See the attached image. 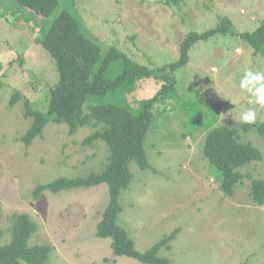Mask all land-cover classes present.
Returning a JSON list of instances; mask_svg holds the SVG:
<instances>
[{
  "label": "rangeland",
  "instance_id": "obj_1",
  "mask_svg": "<svg viewBox=\"0 0 264 264\" xmlns=\"http://www.w3.org/2000/svg\"><path fill=\"white\" fill-rule=\"evenodd\" d=\"M60 3L53 17L61 8L70 9L105 49L117 46L152 68L178 61L190 32L215 28L225 18L232 21L231 32L194 44L190 62L174 72L176 95L157 104L144 143L150 168L130 164L134 176L120 195L118 223L142 252L179 229L171 246L159 251L176 264H264V205L251 195L252 177L264 179V136L256 129L241 132L263 159L241 169L251 177L246 176L232 196L224 194L221 173L204 154L206 134L217 117V125L240 127L244 123L239 112L251 107L255 123H264V107L249 104L239 88L246 67L264 70V56L242 36L264 21V0ZM22 6L18 0H0V243H10L16 216L26 213L37 225L30 245L52 248L47 264H148L115 254L112 240L97 236L110 202L109 184L45 190L35 196L38 186L60 177L101 173L111 149L102 139L83 143L101 129L95 125L71 135L66 123L50 122L30 145L23 141L33 124L25 115L26 99L47 111L60 73L53 56L36 40L48 24ZM161 84L146 79L129 100L135 104L151 98ZM17 92L20 96L12 105Z\"/></svg>",
  "mask_w": 264,
  "mask_h": 264
},
{
  "label": "trees",
  "instance_id": "obj_2",
  "mask_svg": "<svg viewBox=\"0 0 264 264\" xmlns=\"http://www.w3.org/2000/svg\"><path fill=\"white\" fill-rule=\"evenodd\" d=\"M18 1L23 5L21 9L48 24L42 28L43 33L36 40L53 56L60 73L59 82L51 89L47 111L36 109L33 102L26 99L25 115L33 118V124L23 136V141L30 145L43 134L50 122L66 123L71 135L82 126L95 125L101 129L85 138L83 143L92 144L102 139L111 149L109 160L101 173L93 172L76 178L60 177L38 186L35 196L39 197L45 190L59 192L107 183L110 187V202L98 225L97 236L110 238L111 246L119 256L136 258L148 264H176L170 258L161 256L159 251L163 246H171L179 229L147 251H139L129 232L118 223V215L122 211L120 195L129 187L134 176L130 168L132 162L138 163L143 169L150 168L144 143L157 117V104L176 95L174 72L190 62V50L194 44L220 33L231 32L232 21L225 18L215 28L205 32H190L181 44L178 61L152 68L131 59L117 46L105 49L98 39L89 35L82 19L70 9L61 8L58 15L53 17L60 8V0ZM242 36L254 46L256 52L264 56V21L257 30L242 33ZM2 69L0 62V89L4 85ZM146 79L162 81L160 90L151 98L132 103L129 96ZM19 96V92L14 95L12 105ZM217 122L218 117L213 124L211 122L212 126H216L206 134L204 154L221 173L220 187L224 194L232 196L243 179L251 177L241 169L263 159L262 152L253 143L243 140L241 132L256 129L264 136V123H244L238 127L217 125ZM251 195L256 203L264 205V179L252 177ZM36 230L37 225L29 214L17 215L10 243H0V264H47L51 246L29 243Z\"/></svg>",
  "mask_w": 264,
  "mask_h": 264
},
{
  "label": "clouds",
  "instance_id": "obj_3",
  "mask_svg": "<svg viewBox=\"0 0 264 264\" xmlns=\"http://www.w3.org/2000/svg\"><path fill=\"white\" fill-rule=\"evenodd\" d=\"M237 53L240 49H236ZM239 88L249 97L248 103L264 107V70L254 67H246L239 79ZM242 123L253 124L256 122V111L247 108L239 112Z\"/></svg>",
  "mask_w": 264,
  "mask_h": 264
}]
</instances>
